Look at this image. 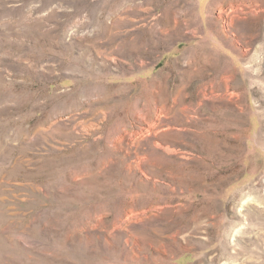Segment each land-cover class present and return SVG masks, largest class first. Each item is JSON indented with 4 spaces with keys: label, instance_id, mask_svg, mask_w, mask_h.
Instances as JSON below:
<instances>
[{
    "label": "rangeland",
    "instance_id": "1",
    "mask_svg": "<svg viewBox=\"0 0 264 264\" xmlns=\"http://www.w3.org/2000/svg\"><path fill=\"white\" fill-rule=\"evenodd\" d=\"M0 264H264V0H0Z\"/></svg>",
    "mask_w": 264,
    "mask_h": 264
}]
</instances>
